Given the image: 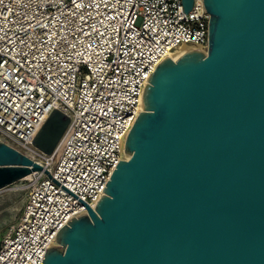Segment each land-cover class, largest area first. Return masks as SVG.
<instances>
[{
    "label": "water",
    "instance_id": "obj_1",
    "mask_svg": "<svg viewBox=\"0 0 264 264\" xmlns=\"http://www.w3.org/2000/svg\"><path fill=\"white\" fill-rule=\"evenodd\" d=\"M184 12L193 0H181ZM208 49L159 62L125 151L41 264H264V0H203ZM68 117L33 139L50 154ZM43 167L0 140V189Z\"/></svg>",
    "mask_w": 264,
    "mask_h": 264
},
{
    "label": "built area",
    "instance_id": "obj_2",
    "mask_svg": "<svg viewBox=\"0 0 264 264\" xmlns=\"http://www.w3.org/2000/svg\"><path fill=\"white\" fill-rule=\"evenodd\" d=\"M203 0H0V140L39 163L0 264H41L55 234L88 214L119 160L150 72L181 46L208 49ZM54 109L68 124L50 154L33 139Z\"/></svg>",
    "mask_w": 264,
    "mask_h": 264
},
{
    "label": "rangeland",
    "instance_id": "obj_3",
    "mask_svg": "<svg viewBox=\"0 0 264 264\" xmlns=\"http://www.w3.org/2000/svg\"><path fill=\"white\" fill-rule=\"evenodd\" d=\"M27 184V180L17 181L0 189V240L19 220L28 192Z\"/></svg>",
    "mask_w": 264,
    "mask_h": 264
},
{
    "label": "bare ground",
    "instance_id": "obj_4",
    "mask_svg": "<svg viewBox=\"0 0 264 264\" xmlns=\"http://www.w3.org/2000/svg\"><path fill=\"white\" fill-rule=\"evenodd\" d=\"M188 48L202 50V49H200L199 47H193V46H181V47L177 48L176 50L171 51V52L169 53L168 57H170V58H172L173 60H175L174 58H175L180 52H182L183 50L188 49ZM202 51H203V50H202ZM204 52L207 53V51H204ZM138 111H139V113H140V111H143V95H142V99H141V102H140L139 107H138ZM139 113H138V114H139ZM122 156H123L122 158L125 159V160L128 159V158L130 157V154L127 153V152L125 151V146H124V151H123V155H122ZM27 177H29V175L25 176L24 178H27ZM56 245H58V244H56Z\"/></svg>",
    "mask_w": 264,
    "mask_h": 264
}]
</instances>
